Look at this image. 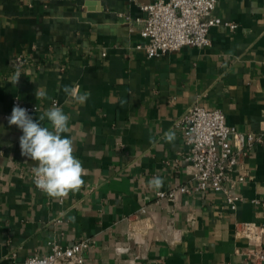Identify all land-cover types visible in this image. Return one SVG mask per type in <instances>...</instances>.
I'll return each mask as SVG.
<instances>
[{
	"label": "crops",
	"instance_id": "0c3cea01",
	"mask_svg": "<svg viewBox=\"0 0 264 264\" xmlns=\"http://www.w3.org/2000/svg\"><path fill=\"white\" fill-rule=\"evenodd\" d=\"M154 1L0 0V264L84 239L83 264H248L235 225L264 231V0H216L213 16L234 29L213 27L205 48L148 59L136 20ZM65 85L89 92L86 104ZM15 99L38 108L34 120L53 102L70 116L64 135L86 169L79 191L54 199L30 181L38 162L21 155L22 130L3 119ZM195 103L255 138L224 184L242 199L234 211L222 193L178 191L194 182L175 124ZM157 175L163 187L153 189ZM171 191L172 200L156 196Z\"/></svg>",
	"mask_w": 264,
	"mask_h": 264
},
{
	"label": "built area",
	"instance_id": "2783aa9c",
	"mask_svg": "<svg viewBox=\"0 0 264 264\" xmlns=\"http://www.w3.org/2000/svg\"><path fill=\"white\" fill-rule=\"evenodd\" d=\"M215 5L216 0H155L141 5L140 10L145 16L137 19L136 22L141 23L139 34L143 42L137 47L142 48L146 58L150 59L184 47L209 46L210 29L220 25L230 29L235 28L234 24L223 23L213 16ZM124 18L125 21L130 22L129 17ZM20 63L21 60L16 59L15 67L19 68ZM16 105L27 109L31 116L38 112L37 107L24 105L15 99L10 109L3 115L4 120L8 121ZM175 127L182 135V142L186 148V152L181 157L187 164L188 172L194 182L191 189L179 187L178 191L222 193L227 206L234 211L242 199L224 184L228 180L229 173L237 168L239 155L246 147L252 146L255 138L228 126L220 110H206L198 103L191 105L185 111L176 121ZM28 176L34 184L32 170L29 171ZM237 180L243 182L244 177L239 176ZM156 196L160 199L172 200L174 191L159 192ZM235 233L236 238H246L248 241L247 263H264V247L261 243L263 229L251 223H237ZM91 245L92 241L89 239L81 240L69 247L52 244L48 255H33L26 258L23 264H83L84 255Z\"/></svg>",
	"mask_w": 264,
	"mask_h": 264
},
{
	"label": "clouds",
	"instance_id": "9594fccd",
	"mask_svg": "<svg viewBox=\"0 0 264 264\" xmlns=\"http://www.w3.org/2000/svg\"><path fill=\"white\" fill-rule=\"evenodd\" d=\"M20 74L12 77L11 83L16 84ZM67 97L75 100L81 106L85 105L90 93H81L78 86L63 87ZM36 99L47 98V92L39 88L35 91ZM47 120L50 127L42 126L41 121ZM70 116L55 102L34 120L28 110L16 105L13 107L9 125H16L22 130L19 138L21 155L38 162L33 166L34 184L48 197L54 199L67 198L70 192L79 191L84 184L83 176L86 169L82 162L74 155V139L70 135ZM175 132L169 129L164 134L168 142L175 140ZM150 187L159 189L163 187V178L154 176L148 181Z\"/></svg>",
	"mask_w": 264,
	"mask_h": 264
}]
</instances>
